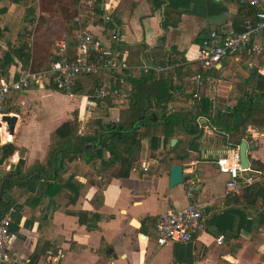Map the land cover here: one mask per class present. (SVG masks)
I'll use <instances>...</instances> for the list:
<instances>
[{"label":"crops","instance_id":"crops-1","mask_svg":"<svg viewBox=\"0 0 264 264\" xmlns=\"http://www.w3.org/2000/svg\"><path fill=\"white\" fill-rule=\"evenodd\" d=\"M114 5L107 14L118 22L117 36L123 50L120 58L126 60L129 71L126 75L132 78L153 69L155 61L170 65L169 58L173 56L177 60L184 59L192 72H196L200 45L196 40L202 39L204 32L222 30L233 24L240 7L238 0H115ZM169 5L180 12V16L176 26H168L164 31L161 23ZM94 7H80L82 17H90L84 29L111 48V36L115 30L94 16ZM0 8L6 9L0 15L1 83L19 80L22 74L18 59L6 53L8 49H16L23 44L20 31L24 7L0 0ZM38 14L45 16L46 9L38 8ZM170 17L171 23L177 19L174 12ZM46 28L47 31L42 30L32 42L29 50L32 62L49 58L55 44L65 37L56 20H49ZM42 35L45 37H40ZM125 46L132 49L127 50ZM155 70L159 72L157 67ZM216 70L218 72L213 74L215 78L209 84L217 85L227 76L235 78H231L227 94L223 95L228 100L223 108L215 95L204 92L212 103L213 112L225 111L234 104L239 82H244L253 70L264 74V51L258 57L237 52ZM105 74L98 75L97 80L81 77L75 88H82L74 94H63L44 85H32L8 97L7 111L10 112L6 114L15 115L17 121L12 135L5 131V124L2 125L0 146L12 143L17 151L0 159V217L6 213L10 215L14 235L11 249L29 261L38 252L39 257L34 259V264H264V196L260 195L264 182L253 184L238 195L226 189L228 176L218 171L214 160L228 155L238 146H225L226 136L211 130L204 118L199 119L201 125H206L199 129L203 134L198 137V133L194 137L195 142L205 149L203 159L212 161L199 162L197 155L187 150L193 137L181 134L178 122H171L169 138L164 139L163 112L158 110L152 114L154 121L151 116L152 125L145 128L147 138L143 140L139 165L127 178L112 179L103 191V201L99 205L93 202L97 192L93 187L82 190L74 203L69 201L70 193L66 188L53 195V190L45 194L38 185L31 191H26V186L15 185L1 193L5 176L10 170L18 171L21 157L24 160L23 173L36 164H45L51 137L63 123L76 116L79 133H84L86 124L95 119L93 116L99 111L105 117L97 118L104 122L120 118V112L126 109L128 102L127 93L122 88L121 97L112 100V106L104 105L106 109L103 102L85 94L91 90V82L94 87L95 82H108ZM113 80L117 85L121 81L115 74ZM199 99L200 95L186 106H192ZM178 105L181 103H168L165 115H172ZM242 141L247 143L248 169L264 172V132L249 127ZM151 144L156 146L155 154L167 153L168 158L163 162L152 158L149 155ZM176 164L182 166L185 178L182 184L171 186L170 169ZM143 166L147 171L142 170ZM76 167L87 168V165L81 160L73 161L59 172V179L66 181L75 175L80 183H85V178L77 175ZM193 173L196 176L190 178ZM190 203L204 209V231L188 243L159 246L155 229L157 216L169 210L183 209ZM74 212L90 214L87 219L91 218L93 223L91 216L96 215L94 225L97 229L88 230L81 225L78 217L72 214ZM220 235L224 236V241L218 245L216 239ZM59 253L63 258L58 263L48 259L50 255Z\"/></svg>","mask_w":264,"mask_h":264},{"label":"trees","instance_id":"trees-1","mask_svg":"<svg viewBox=\"0 0 264 264\" xmlns=\"http://www.w3.org/2000/svg\"><path fill=\"white\" fill-rule=\"evenodd\" d=\"M8 1L24 7V20L20 31L24 40L23 44L16 49H8L6 53L10 57L14 55L18 59L21 64V71L30 62V53L26 41L30 36L31 27L36 23L35 40L38 33L42 29H46L48 21L51 19L59 23L60 30L67 37V52L63 55H57L53 50L46 60H34L32 62V70L34 72L45 71L53 61L63 56L72 60L75 58L77 35L80 30L86 28L87 19L90 18L82 17L80 14V7H83L80 0ZM103 3V0L97 1L93 9L94 16L100 22L108 25L111 30H115L112 33L115 39L112 40L111 49L116 53L119 63L126 66L120 72L106 73V81L111 82L113 74L121 79L117 86L127 93L128 102L126 109L120 112L118 123L104 122L101 118H95L86 124L84 133H79V124L76 116L72 121L60 125L51 137L45 164H36L26 173H23L24 160L21 157L18 162V171L10 170L5 176V183L1 193L15 185L18 187L26 186V191H31L33 186L38 185L45 194L49 190H53V195L62 192L66 188L70 193L68 195L69 201L74 203L82 190L93 187L97 189L93 202L98 205L101 204L103 191L110 181L112 179L127 178L130 172L139 165L143 140L147 138L145 128L152 125L150 122L151 116L158 110L163 112V125L165 127L163 132L166 140L169 138L171 122L179 123V132L181 134L187 137L196 136L199 133V129L206 126L199 123L201 118L208 120L207 126L211 130L225 135L227 144L232 146H238L241 143L242 139L247 136L249 127L264 132V74L260 70H253L244 82L238 84V95L235 97V102L230 108L227 107L225 111L216 110L213 112L210 99L201 91L198 102H194L192 106L187 107L186 104L191 103L197 89L186 78L200 73L205 78V81H212L215 78L213 74L218 72V70L203 71L199 67L193 73L191 67L184 63V59L177 60V57L173 56L169 58L168 63L172 68L166 72H156V67L165 65L162 61H155V67L153 69L149 68L146 73H141L138 78L127 76L126 74H129V71L127 70L126 60L123 57L120 58L123 50L117 36L116 28L118 27V22L112 15L108 16V20L104 18ZM170 4H172L171 1ZM239 6L237 16L232 24L236 31H240L244 23L247 20H252L258 11L255 7ZM38 8L43 10L45 8L46 15H39ZM5 11V8H0V15ZM173 12L176 14L177 19L171 23L170 14ZM179 16L180 12L169 5L161 23L163 30L167 31L168 26H176ZM208 33L204 32L202 39H197L196 42L201 44ZM161 41H163V38ZM262 43L264 45V39ZM124 48L127 50L132 49L127 46ZM239 53L248 55L247 52L243 51ZM96 77L98 75L82 76V78L97 80ZM104 81L101 83L95 82L96 87L94 89ZM44 86L63 94L78 93L82 88L77 89L74 85L71 92H65L58 90L52 82H46ZM94 89L89 90L85 94L100 102V99L93 97ZM105 101L108 106H112L111 99H106ZM172 102H180L181 105L175 107L172 115H165L166 105ZM9 112L6 111V113ZM87 145H91V147L87 148ZM150 148L151 152H149V155L152 158H156L159 162H163L168 158L167 153H163V155L155 154V145L151 144ZM15 151H17V148L12 143L1 145L0 159L12 156ZM184 157L182 156L181 158ZM76 160H81L87 165V168L76 167L77 175H82L85 178V183H80L75 175H72L66 181L59 179V172L64 169L65 165ZM41 179L43 180L42 183H40ZM260 195L264 196V187L260 191ZM72 214L77 216L79 223L85 225L88 230L97 229V226L94 225L97 219L96 215L91 216L94 219L93 223L91 218L87 219L90 214L84 212H74ZM38 257L39 254L37 252L34 254L33 259H30V264H34V259Z\"/></svg>","mask_w":264,"mask_h":264},{"label":"built area","instance_id":"built-area-1","mask_svg":"<svg viewBox=\"0 0 264 264\" xmlns=\"http://www.w3.org/2000/svg\"><path fill=\"white\" fill-rule=\"evenodd\" d=\"M98 0H80L82 5L93 8ZM102 7L105 10L104 18L108 20V11L112 10L115 0H103ZM238 4L257 8V13L252 20H247L240 31H236L232 24L226 25L222 30H211L199 45L196 61L203 71L216 69L217 66L225 62L230 56L237 52H247L250 56H261L264 51L262 43L264 39V0H238ZM36 23L31 27L30 36L27 40L28 48L32 47L35 35ZM114 35L111 40H114ZM67 37L55 44L54 52L63 55L67 52ZM75 58L68 59L63 56L53 61L45 71L34 72L32 70V60L22 71L21 77L16 81H5L0 83V116L6 114L7 100L11 93L27 90L32 85L43 86L46 82L52 84L61 91L71 92L74 85L82 76L101 75L121 70L126 66L119 63L116 53L106 47L102 41L91 31L82 29L77 35ZM172 66L157 67V71L162 72L171 69ZM147 72V71H145ZM190 83L198 90H202L209 81L197 73L188 78ZM196 92L193 98H198ZM93 97L100 100H118L121 91L117 82H103L93 93ZM115 123L119 118L114 119ZM217 169L220 173L228 176L226 189L238 195L247 187L257 182H264V172L260 170L251 171L241 167L238 148L231 150L228 155L217 159ZM143 171L147 167L143 166ZM247 172L249 174H247ZM205 211L202 207L190 203L183 209L169 210L160 214L156 218L155 229L158 234L157 243L163 246L168 243H188L194 240L205 229ZM11 218L9 213L0 218V264H30L26 258L11 249L14 235L11 232ZM224 236L220 235L216 239L218 245L223 244ZM63 258V254L57 256L50 255L48 259L58 263Z\"/></svg>","mask_w":264,"mask_h":264},{"label":"water","instance_id":"water-1","mask_svg":"<svg viewBox=\"0 0 264 264\" xmlns=\"http://www.w3.org/2000/svg\"><path fill=\"white\" fill-rule=\"evenodd\" d=\"M146 61V60H145ZM152 121L155 120L154 115H152ZM17 121V117L15 115L12 114H4L0 117V130L2 128V125L5 124L4 128L5 131L10 133V135L13 134L14 131V127ZM201 121V120H200ZM204 122H206L204 120ZM202 123V121H201ZM203 134V130L199 133L198 137H200ZM1 138V137H0ZM226 139V137H225ZM225 146H230L229 144H227L226 142H224ZM238 149H239V156H240V164L241 167L243 168H248L249 166V162L247 159V143L245 141H241V143L238 145ZM187 150L189 152L195 153L197 155L198 160L197 161H212L210 159H203V154L205 153V149L204 147L200 144L195 142V137L192 138ZM215 166L217 168V159L214 160ZM11 169H15V166H11ZM196 173H193L190 175V178L195 177ZM185 175H183V168L181 165H173L170 169V185L171 186H176L179 184H182L184 181ZM190 190H193V188H190Z\"/></svg>","mask_w":264,"mask_h":264},{"label":"rangeland","instance_id":"rangeland-1","mask_svg":"<svg viewBox=\"0 0 264 264\" xmlns=\"http://www.w3.org/2000/svg\"><path fill=\"white\" fill-rule=\"evenodd\" d=\"M42 30H46L47 31V28L46 29H42ZM41 30V31H42ZM41 31H40V33H41ZM37 35V34H36ZM58 36V35H57ZM40 37H45V36H40ZM43 40H41V42H42ZM199 65V64H198ZM245 70V69H244ZM239 76H242L241 74H239V73H237ZM242 74H243V72H242ZM231 78H235V77H233V76H227V77H225V79L223 78V82H221V83H217V85H216V83H214V84H209V83H207V84H205L206 86H204V88L202 89V90H199V93H200V91L201 92H210V94H212V95H215V97H216V100H217V103L219 104V106H221L222 108L224 107V106H226V103H228V100L225 98V97H223V95H226L227 94V91H228V89H229V84L228 83H231L230 82V80H231ZM89 82L91 81V80H88ZM235 83V82H234ZM233 83V84H234ZM240 83V82H239ZM86 84H89V83H86ZM209 84V85H208ZM95 87H94V83H90L89 84V89H94ZM88 91V90H87ZM93 93H94V91H93ZM217 95H219V96H217ZM112 101V100H111ZM110 101V102H111ZM101 102H103V108H104V105H106V104H108L105 100H101ZM112 103V102H111ZM102 108V107H101ZM104 109H106V108H104ZM105 112V111H104ZM103 112L101 111V113H100V111L97 113V114H95L93 117H95V118H97V117H99V116H102V117H105V114H102ZM107 115V114H106ZM110 119V118H109ZM113 121H114V119H113Z\"/></svg>","mask_w":264,"mask_h":264}]
</instances>
